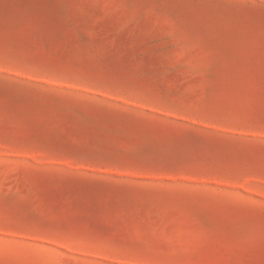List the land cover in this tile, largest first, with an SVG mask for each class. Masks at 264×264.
I'll list each match as a JSON object with an SVG mask.
<instances>
[{
	"label": "rangeland",
	"instance_id": "374dc122",
	"mask_svg": "<svg viewBox=\"0 0 264 264\" xmlns=\"http://www.w3.org/2000/svg\"><path fill=\"white\" fill-rule=\"evenodd\" d=\"M0 264H264V0H0Z\"/></svg>",
	"mask_w": 264,
	"mask_h": 264
}]
</instances>
